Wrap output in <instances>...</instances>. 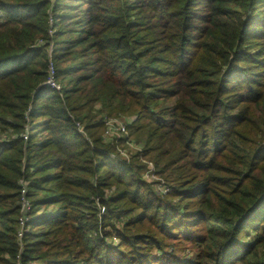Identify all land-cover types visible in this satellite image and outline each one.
I'll return each instance as SVG.
<instances>
[{
    "label": "trees",
    "instance_id": "1",
    "mask_svg": "<svg viewBox=\"0 0 264 264\" xmlns=\"http://www.w3.org/2000/svg\"><path fill=\"white\" fill-rule=\"evenodd\" d=\"M0 264H264V0H0Z\"/></svg>",
    "mask_w": 264,
    "mask_h": 264
},
{
    "label": "built area",
    "instance_id": "2",
    "mask_svg": "<svg viewBox=\"0 0 264 264\" xmlns=\"http://www.w3.org/2000/svg\"><path fill=\"white\" fill-rule=\"evenodd\" d=\"M50 73H51V77L48 80L47 84L50 85V86H54V83L52 81V79H53V77H52L53 71L50 70ZM105 124L107 126V132L104 134V136H107L108 138H110L111 137L110 135H112V132H114L116 130L119 131V132H122L121 135H123V134H125L127 132L126 125H125V123L122 120L114 121V120H111V119H106L105 120ZM121 135L118 136L116 141L122 139ZM128 144L130 146H134L133 143L128 142ZM120 154H123L124 157L126 156V154L122 150L119 151V155ZM124 157H122V158H124ZM146 164H147V169L145 171L144 178L147 181H149V182H154L157 185V188H158V190L160 191L161 194H163V195L166 194L168 189L164 187L163 182L154 173V167L152 166V164L150 162H146ZM23 194H24V191H22V195ZM21 200H22V209H25L26 212L29 211L30 210V205L28 204V202L24 198H22ZM20 224H21V226L24 225V223H22L21 220H20Z\"/></svg>",
    "mask_w": 264,
    "mask_h": 264
},
{
    "label": "rangeland",
    "instance_id": "3",
    "mask_svg": "<svg viewBox=\"0 0 264 264\" xmlns=\"http://www.w3.org/2000/svg\"><path fill=\"white\" fill-rule=\"evenodd\" d=\"M104 117V116H103ZM117 117H113V119H111V120H114V121H117V119H116ZM106 120V118H104V121ZM106 125V124H105ZM107 132V126H106V128H105V131H104V134ZM122 134V132H119V131H114V132H112V135H110L111 137L110 138H108L107 136H104L103 135V141H106V143H108V144H110L111 146H113L115 149H116V151L118 152V154H119V151L120 150H122L125 154H126V156L124 157V155L123 154H120L122 157H124L125 159H128V160H131V158H129L130 157V155H133L134 153H136L138 150L139 151H141L138 147H140V146H137V144L134 142V146H130L129 144H128V136H127V132L125 133V134H123V135H121ZM121 135V138L122 139H120V140H117L116 141V139L118 138V136H120ZM125 136H127V137H125ZM127 139V140H126ZM144 162H147V161H144ZM151 163V162H150ZM152 164V163H151ZM152 166H153V164H152ZM154 167V166H153ZM145 174V173H144ZM160 180H162V178H160V176L158 177ZM28 202V201H27ZM112 243L113 244H117L118 243V240L116 239V237L113 235L112 236Z\"/></svg>",
    "mask_w": 264,
    "mask_h": 264
}]
</instances>
